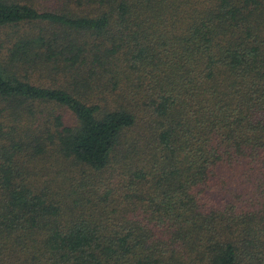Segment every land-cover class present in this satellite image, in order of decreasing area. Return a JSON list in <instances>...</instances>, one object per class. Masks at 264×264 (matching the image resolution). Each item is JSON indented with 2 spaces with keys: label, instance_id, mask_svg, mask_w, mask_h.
<instances>
[{
  "label": "trees",
  "instance_id": "obj_1",
  "mask_svg": "<svg viewBox=\"0 0 264 264\" xmlns=\"http://www.w3.org/2000/svg\"><path fill=\"white\" fill-rule=\"evenodd\" d=\"M0 264H264V0H0Z\"/></svg>",
  "mask_w": 264,
  "mask_h": 264
},
{
  "label": "rangeland",
  "instance_id": "obj_2",
  "mask_svg": "<svg viewBox=\"0 0 264 264\" xmlns=\"http://www.w3.org/2000/svg\"><path fill=\"white\" fill-rule=\"evenodd\" d=\"M0 43L2 45H5V40H4V36L0 34Z\"/></svg>",
  "mask_w": 264,
  "mask_h": 264
}]
</instances>
